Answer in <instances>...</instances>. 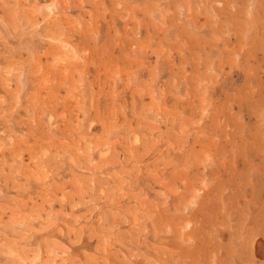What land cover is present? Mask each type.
Here are the masks:
<instances>
[{
  "label": "rangeland",
  "instance_id": "obj_1",
  "mask_svg": "<svg viewBox=\"0 0 264 264\" xmlns=\"http://www.w3.org/2000/svg\"><path fill=\"white\" fill-rule=\"evenodd\" d=\"M0 1V264H154L138 208L170 206L159 188L177 191V155L213 152L212 133L226 139L220 129L234 130L240 111L264 110L259 69L250 64L238 76L236 51L224 48L231 0H221V14L215 0H201L199 9V0ZM249 145L242 152L259 150ZM132 212L137 226L126 223ZM169 214L175 223L177 211ZM165 231L161 225L158 233ZM162 250L177 264L169 247L153 254Z\"/></svg>",
  "mask_w": 264,
  "mask_h": 264
},
{
  "label": "bare ground",
  "instance_id": "obj_2",
  "mask_svg": "<svg viewBox=\"0 0 264 264\" xmlns=\"http://www.w3.org/2000/svg\"><path fill=\"white\" fill-rule=\"evenodd\" d=\"M197 2H198V6H196V9L197 8L199 9L201 7V0H199ZM230 2L231 3L229 4V6H230L229 9L227 7H224V9L226 8L224 10L225 19H226L227 25L229 27L228 30L226 28V38L224 39V46H225L224 48H227L228 50H233V48H234L236 51V54H234V55H236V58H237V66H238L237 75L242 76V75H246L247 73H249L250 68H251L250 64H253L254 69H257V68L259 69L260 86L264 88V0H243V1L231 0ZM215 3H217L219 5V8L217 9V13L221 14L220 12H221L222 7H223V2L221 0H215ZM242 3H244V5ZM76 4H75V7H76ZM241 4L243 5V8L241 7ZM70 5H72V4H70ZM148 5L149 4L147 3V7H149ZM77 6H79V5H77ZM36 7H37V5H35V7L33 6V9ZM73 7H74V5L72 6V8ZM182 7H183L184 17L186 19H189L191 16L189 3H187V1H185L183 3ZM205 7H206V5H205ZM0 8L5 11L4 6H2ZM66 9H65V11H67ZM167 9L169 10V8H167ZM38 11H39V9H38ZM10 12H11V10H10ZM157 12H158V13H156L157 18H160L162 21H165L166 18L164 17L163 12H161V11H157ZM4 14H7V12H5ZM8 14H10V13H8ZM8 14H7V16H5V17H7L5 19H9L12 16V15L10 16ZM33 15H35V14H33ZM74 15L77 17L76 13ZM35 17L33 18L34 21L37 20V19L35 20ZM0 19H1V17H0ZM10 19H13V16ZM29 19L31 20V18H29ZM31 21H33V20H31ZM156 21L158 22V19ZM224 24H225V22H224ZM5 25H6L5 27H7L10 32L15 30L16 25H15L13 20H12L11 24H9V26L7 24H5ZM21 25H20V27H22ZM49 26H50V24L47 25V30H50V29H48ZM5 27H4V29H6ZM43 28H45V27H43ZM62 28H64V27H62ZM16 30H17V28H16ZM46 32H50V31H46ZM209 33H208V36L211 35ZM40 35H41V33H40ZM40 35L38 34L37 37ZM42 35H43V38L45 37V39H46V36L50 37V35L44 36L45 35L44 33H42ZM51 35L53 36V33ZM12 36H14V35H12ZM41 37L42 36H40V38ZM33 38L31 37V39H33ZM48 39H50V38H48ZM63 39H65V37H63ZM63 39L58 38V40H60V41ZM61 43L65 45V43H63L62 41H61ZM66 45H67V43H66ZM58 47H59V44H58ZM65 49H66V47H65ZM220 50L221 49H219V51ZM57 51H58V49H57ZM68 52H70V51L68 50ZM55 53H58V52H55ZM260 53H261V56H259ZM53 54H54V52H53ZM213 56H215V54ZM4 61H8V60H4ZM2 84H3V82H2ZM248 84H250V83H248ZM62 85H64V84H62ZM86 91H87V89H86ZM161 94H162V92H161ZM257 96H261L260 92L257 93ZM159 97H161V96H159ZM258 100H260V97ZM214 112H215V110H214ZM260 112H262V113L261 114L259 113L257 115V113L253 110L252 111L246 110L245 112L240 111V113H239V114H241L240 117L237 116V118L234 119V120H236V121H234V130H227V131L225 130L224 131L223 129H220V131L223 132L224 136L227 137L226 139L220 138V140H219V138L217 137L218 135L216 133H212L214 140L218 141V143H217L218 146H215V149L213 152L209 151V153H208L207 152L208 150L207 151L205 150L206 153L200 152V154H199V152L196 151L193 153L192 152L191 153H184L183 152L184 154L177 155V157H176L177 158V166H176L177 167V191H176L177 193L174 191H173L174 193H169L168 189L166 190L164 188H161V189L159 188L160 195H159L158 199L159 200L161 199L162 201L164 199L166 205H170V206H166L164 208H161V206H162L161 205L160 206L161 209H158L159 212L155 210L156 212H152V213L147 211L145 209V207H143V206H141V207L139 206L140 208H138L139 211H142V212L146 213V215H147L149 230L151 229L150 230L151 235H149L150 233L148 232L149 233L148 236L150 237V240L153 243L152 247H153L154 252H155V249H160V248L162 249V247H169L172 251L176 252L175 255L177 256V264H264V110L262 109V111H260ZM213 115H214L213 120H215L218 117V115H216V113H213ZM229 118H230V122H231L233 120L231 114H229L228 116L225 117V119H228V120H229ZM252 118H255L254 122L257 121L260 123L259 124L260 128L258 130L253 129L250 126V124L253 123ZM217 123H218V121H217ZM246 125H249V126H246ZM178 127H179V125H178ZM205 127H206V125L203 128H205ZM225 127L227 128V126H225ZM236 129H237V131H236ZM235 131H236V133H235ZM238 134H241V135H238ZM211 137H212V135H211ZM133 139H135V138H133ZM89 140H88V142H90ZM136 142H137V140H136ZM194 143H196V142H194ZM76 144L79 145L80 143L79 144L76 143ZM248 144H250L249 145L250 147L253 144L257 145L259 147V150L251 151V152H249V151L242 152V148L243 147L246 148V145H248ZM82 145H84V143H82ZM202 146H203V144H202ZM64 147H65V145H64ZM66 147H67V145H66ZM71 147H72V144H71ZM89 147L91 148V144L89 145ZM78 148H79V146H78ZM72 149H74V148H72ZM204 149H207V148L204 147ZM79 150H81V148ZM248 150H249V148H248ZM73 151H75V150H73ZM92 152H93V150H92ZM42 153L45 154L46 152L44 153L42 151ZM59 153H61V151ZM63 153H64V151H63ZM80 154H81V152H80ZM169 154H171V152ZM54 155H56V154H54ZM92 155H93L92 158L95 157L93 160H95L96 159L95 151L93 152ZM97 155L103 156L100 151H97ZM67 156L68 155H66V157ZM74 158H76V157L74 156ZM69 161H70V159H69ZM81 161H82V159H81ZM5 164L10 165L7 163H5ZM5 164L2 166H6ZM91 164H93V163H91ZM16 165H17V161H16ZM23 165H25V163ZM80 165H81V163H80ZM15 167L17 168V166H14V168ZM18 167H20V166H18ZM76 167H77V165H76ZM1 168H3V167H1ZM67 168H68V164H67ZM72 168L71 169L74 170V166ZM23 169L25 170L26 167L22 168V171H23ZM11 170H13L15 172L14 169H11ZM40 170L42 171V169H40ZM7 171H9V170H7ZM7 171H6V173H8ZM37 171H39V170H37ZM26 172H30V171L27 170ZM8 175H9V173H8ZM16 175H18V174H16ZM14 176H15V174H14ZM167 178H168V176H167ZM41 183H43V182H41ZM79 183H80V181H79ZM45 192H46V190H45ZM145 193L143 191L142 195L145 196L146 195ZM162 194H163V196H162ZM30 195H31V193H30ZM140 195H141V193H140ZM142 195L140 197H142ZM42 198H43V196H42ZM111 199H112V196H111ZM42 200H44V198ZM94 200L96 201V199H94ZM52 201L53 200L50 201L51 205H52ZM125 201H126V199H125ZM2 202H4V204H5V201H2ZM46 202H47V200H46ZM113 202L114 201H112V203ZM59 203H60V200H59ZM92 203H94V202H92ZM153 203H154V201H153ZM46 206L48 207L47 204H46ZM76 207H77V205H76ZM169 208L172 210L173 213L177 211V221L175 223H174V219L172 216H171L172 219L168 217L170 215L169 211H171ZM114 212H116V211H114ZM136 212H138V211H136ZM136 212H132L128 215L129 219H127L126 223H131V225L137 226L138 220L135 217ZM52 215H54V213ZM122 215H123V213H122ZM65 217H66V215H65ZM9 218H11V217H9ZM47 219H48V217H47ZM54 219H55V217H54ZM125 219H126V217H125ZM125 219H124V221H125ZM107 220H108L107 222H109V218ZM63 223H64V221H63ZM122 223L124 224V222H122ZM21 224H22V222H21ZM21 224H19V225H21ZM35 224H36V222L33 224V226ZM19 225H18V227H21ZM161 225H165V228L167 226L168 232L165 231V233H163V234L158 233L159 227ZM13 226L16 227L15 225H12V227ZM175 228L177 229V239L174 235ZM102 232H100V233H102ZM38 233H40V232H38ZM52 234H53L52 231H50L51 236H52ZM105 235H106V233H105ZM128 246H129V244H128ZM36 247H37V244H36ZM106 248H108V247H106ZM20 250H21V247H20ZM153 251H152V253L149 252V254H151V255H147V256L150 257L154 261V264H167V260L169 259V257H168L169 255H168V253H166V250H164V251L162 250L163 252H161V254H153ZM20 254H21V251H20ZM60 255H61V253H60ZM22 256H23V254H22ZM46 256L48 257V254ZM14 257H16V256H14ZM34 259H36V257H34ZM32 260H33V258H32ZM147 260H148V258H147ZM51 261H52V259H51ZM26 262H28V261H25L24 263H26ZM47 263L45 261L44 264H47Z\"/></svg>",
  "mask_w": 264,
  "mask_h": 264
}]
</instances>
